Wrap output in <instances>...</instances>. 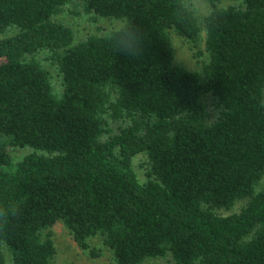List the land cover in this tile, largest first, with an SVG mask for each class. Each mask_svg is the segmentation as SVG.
Instances as JSON below:
<instances>
[{"label":"trees","instance_id":"16d2710c","mask_svg":"<svg viewBox=\"0 0 264 264\" xmlns=\"http://www.w3.org/2000/svg\"><path fill=\"white\" fill-rule=\"evenodd\" d=\"M207 1L202 25L187 0H0V264H53L58 220L117 264H264V0ZM84 18L119 23L77 39ZM203 30L176 63L171 32Z\"/></svg>","mask_w":264,"mask_h":264},{"label":"rangeland","instance_id":"374dc122","mask_svg":"<svg viewBox=\"0 0 264 264\" xmlns=\"http://www.w3.org/2000/svg\"><path fill=\"white\" fill-rule=\"evenodd\" d=\"M197 14L199 21L204 25L205 17L210 13L212 5L207 0H187ZM238 3V0H221L220 5L228 6ZM119 22H113L108 19H100L97 24H93L90 20L84 18V21L74 25L77 32V39L86 37L89 33L97 32L98 27H101V32L104 29L117 26ZM5 34H0L4 36ZM174 43V59L175 62L191 69H198L207 59L205 50V30L202 31L200 40L193 44L183 36L171 32ZM17 158L20 155H16ZM148 157L145 152L136 154L133 158V164L139 178L146 180ZM264 185V177L257 187L259 190ZM246 203V199L238 200L233 206L227 209H217L222 215H228L237 212ZM51 233L56 246V255L53 258V264H117L113 259L112 251L102 245L101 237L97 236L91 239V245L98 247L99 255H92L88 250H83L76 242L71 231L66 225L58 220L46 232ZM9 255V254H8ZM10 262V258L8 256ZM142 264H175L172 258L167 256L149 258Z\"/></svg>","mask_w":264,"mask_h":264},{"label":"clouds","instance_id":"9594fccd","mask_svg":"<svg viewBox=\"0 0 264 264\" xmlns=\"http://www.w3.org/2000/svg\"><path fill=\"white\" fill-rule=\"evenodd\" d=\"M117 50L126 57L135 58L144 50V35L132 24H126L111 37Z\"/></svg>","mask_w":264,"mask_h":264}]
</instances>
